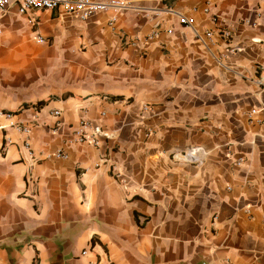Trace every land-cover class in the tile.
Instances as JSON below:
<instances>
[{"label":"crops","instance_id":"obj_1","mask_svg":"<svg viewBox=\"0 0 264 264\" xmlns=\"http://www.w3.org/2000/svg\"><path fill=\"white\" fill-rule=\"evenodd\" d=\"M101 1L0 17V264H264V0Z\"/></svg>","mask_w":264,"mask_h":264},{"label":"built area","instance_id":"obj_2","mask_svg":"<svg viewBox=\"0 0 264 264\" xmlns=\"http://www.w3.org/2000/svg\"><path fill=\"white\" fill-rule=\"evenodd\" d=\"M126 1V0H123ZM113 4L110 2H104L101 0H0V17L5 14L15 10L19 15H28L33 12H47L59 10L66 16H73L81 20L82 22H87L93 15L101 13L110 9ZM128 8V7H124ZM215 24L218 23V18H213ZM115 20L111 21V24H114ZM183 23L190 24V21L187 19L183 20ZM173 30L170 29L167 31V34H173ZM228 38L230 37L229 33H224ZM160 32L155 31L152 35L146 37L144 42L150 43L153 40L159 38ZM209 38L212 37V33H208ZM142 40L135 38L131 41V45L134 47H139ZM41 43L45 41L40 39ZM254 43H261V40L254 39ZM264 90V84H262ZM143 110H150L151 107L148 105L143 106ZM255 113V110H253ZM55 116H60L59 112H55ZM106 116L105 113L101 117ZM14 118V114L11 112L0 111V119L11 121ZM11 126L14 127L17 131L30 136L33 127L27 126L19 123H11ZM60 125H56L53 132L59 134ZM152 134V131L149 132V135ZM112 139V135L102 126L100 122H92L90 120L82 118L80 120L78 128L72 131V140L74 144H86L93 146L95 148H101L105 142H108ZM57 158L67 159L68 156L63 152L55 154ZM88 250H85L82 255L86 256ZM93 264V263H91Z\"/></svg>","mask_w":264,"mask_h":264},{"label":"trees","instance_id":"obj_3","mask_svg":"<svg viewBox=\"0 0 264 264\" xmlns=\"http://www.w3.org/2000/svg\"><path fill=\"white\" fill-rule=\"evenodd\" d=\"M45 104H46L45 101L39 102L38 105H37V108H41V107H43Z\"/></svg>","mask_w":264,"mask_h":264}]
</instances>
